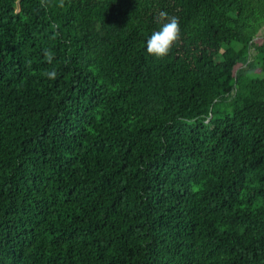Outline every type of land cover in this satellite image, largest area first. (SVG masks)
I'll use <instances>...</instances> for the list:
<instances>
[{
	"label": "trees",
	"instance_id": "1",
	"mask_svg": "<svg viewBox=\"0 0 264 264\" xmlns=\"http://www.w3.org/2000/svg\"><path fill=\"white\" fill-rule=\"evenodd\" d=\"M262 29L264 0H0V264H264Z\"/></svg>",
	"mask_w": 264,
	"mask_h": 264
},
{
	"label": "clouds",
	"instance_id": "2",
	"mask_svg": "<svg viewBox=\"0 0 264 264\" xmlns=\"http://www.w3.org/2000/svg\"><path fill=\"white\" fill-rule=\"evenodd\" d=\"M157 23L161 26L154 31L146 41V51L149 55L162 59L166 57L174 44L180 39V24L179 19L174 16H169L166 12H160L157 17ZM47 63L51 64L53 54L50 50L45 49L43 52ZM43 75L49 80L57 78L55 69L45 71Z\"/></svg>",
	"mask_w": 264,
	"mask_h": 264
},
{
	"label": "rangeland",
	"instance_id": "3",
	"mask_svg": "<svg viewBox=\"0 0 264 264\" xmlns=\"http://www.w3.org/2000/svg\"><path fill=\"white\" fill-rule=\"evenodd\" d=\"M263 33H264V29H262L259 34L262 35ZM256 73H258V71Z\"/></svg>",
	"mask_w": 264,
	"mask_h": 264
}]
</instances>
